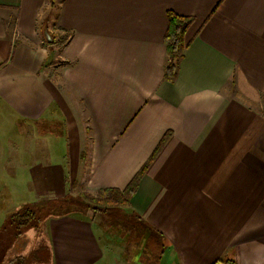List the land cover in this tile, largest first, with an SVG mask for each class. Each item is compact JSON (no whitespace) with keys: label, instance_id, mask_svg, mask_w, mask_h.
<instances>
[{"label":"crops","instance_id":"1","mask_svg":"<svg viewBox=\"0 0 264 264\" xmlns=\"http://www.w3.org/2000/svg\"><path fill=\"white\" fill-rule=\"evenodd\" d=\"M168 10L195 19L174 82ZM50 32L70 40L52 45ZM263 94L264 0H0V161L21 168L0 180V199L24 185L37 200L76 184L123 189L172 131L127 207L138 244L151 241L165 264H264V113L249 104ZM35 201L1 210L0 234ZM41 225L43 264H108L117 245L82 214Z\"/></svg>","mask_w":264,"mask_h":264},{"label":"rangeland","instance_id":"2","mask_svg":"<svg viewBox=\"0 0 264 264\" xmlns=\"http://www.w3.org/2000/svg\"><path fill=\"white\" fill-rule=\"evenodd\" d=\"M54 33V32H52ZM56 34V33H55ZM58 34V33H57ZM57 47H61L60 44H57ZM63 64V63H62ZM234 82V83H233ZM231 83L235 84V81L233 80ZM235 88V87H234ZM232 88L233 90H235ZM233 93H236L233 91ZM243 99V98H242ZM244 100V99H243ZM250 105L254 106L256 109L257 107L264 113V94L261 95V100L258 103H250ZM258 105V106H257ZM260 105V106H259ZM261 107V108H260ZM50 128V134L53 135L52 137H60L61 133L60 131L64 130V118L58 115L55 119L52 125L49 126ZM2 148V145H0ZM53 147V157H57L58 154H62L64 151L63 144L54 145ZM4 150V148L2 149ZM12 158V156H11ZM18 165V170H21L20 168V161H0V180L2 179L4 182H7V174L6 172L9 171V169H13V171L16 172V168ZM10 173V171L8 172ZM25 176L22 175V172L19 171V178L17 180V184L22 185L21 183L25 182ZM42 185V184H41ZM79 185H74L73 191H72V201L71 202H77L81 204V207H72L69 208L66 205H60L59 203H53L50 204V206L54 207L55 209L52 210V208L45 209L46 211H43L42 217L39 219L38 224L36 227H31L26 229L19 237L15 236L14 229L9 225V223L5 224L4 229L2 231V236L0 234V264H7L10 261L13 260L16 261L18 258L25 257L26 264H43L46 263V261L49 259V254L47 250V242L42 237V222L44 218H47L49 216H53L57 214V208H63L62 211L67 212L72 210V213L74 214H82V216H89L93 217L96 222L99 225L106 227V234L107 240L111 243H116L117 245H113L112 254L110 255V259L108 261V264H165L166 260L165 258H159V255H153L156 251H152L154 248L151 241H147L146 239H143L141 244H138L139 236L141 235V229L143 226L140 224V218L137 217V215H129V210L127 207H118V208H110L111 206H106L105 204H99L97 202H94L93 200L84 199V195H92L93 198L98 197V192L90 191L86 188H82ZM24 189H19V192H16V195L20 197V200L15 195L13 199L9 200L7 196L10 195L7 194L6 191H4L5 195L4 197L0 199V211H5L6 207L8 210H11L12 212L18 209V207L21 206V202L26 201H37L36 197L30 196L29 188L24 185ZM81 189V190H80ZM24 198H21V197ZM46 195H41V197ZM40 197V198H41ZM53 198V197H52ZM39 199V197H38ZM19 204H15L17 203ZM6 212V211H5ZM50 212V213H49ZM48 213V214H47ZM2 215H0L1 218ZM4 221L1 220V222ZM37 223V222H36ZM129 228H128V227ZM104 229V228H103ZM105 231V229H104ZM132 233V236L129 234ZM127 235V237H126ZM144 235V234H143ZM145 238V236H144ZM40 244H43L44 248H41L38 250V246ZM141 245L140 248H138ZM166 249L164 248V251ZM135 252H140L141 255H143V259L146 263H142L141 261H138L137 258H134ZM111 253V252H110ZM145 253V254H144ZM164 257V256H163ZM177 258V257H176ZM178 259H170V262L168 264H178Z\"/></svg>","mask_w":264,"mask_h":264},{"label":"trees","instance_id":"3","mask_svg":"<svg viewBox=\"0 0 264 264\" xmlns=\"http://www.w3.org/2000/svg\"><path fill=\"white\" fill-rule=\"evenodd\" d=\"M57 1L58 0H51L52 8L56 6ZM167 19L168 26L164 37L167 51V61L164 68V80L174 82L178 75V61L182 57L183 49L186 46L185 33L186 30L190 27V25H192L195 19L193 16H183L173 10H168ZM48 22L49 16H47L42 23L43 30L47 29ZM55 33L56 32H50L52 37V41L50 42V44H60L62 46H65L69 42L70 37L68 34L59 35ZM172 135V131H167L164 134L160 142L157 144V146L151 153L150 157L138 170V172L133 176V178L130 180V182L125 188H103L97 191L99 194L97 198H93L92 195H84L83 198L85 200L90 198L91 200L99 204L111 206L110 208H118L124 206L128 207L130 205L132 197L138 190L142 177L144 176L152 162L155 160V158L158 156V154L162 151L166 143L170 140ZM71 198L72 195L67 194L62 198H42L35 202L26 204L19 211L9 216L7 224L9 223V225L14 229L15 236L19 237L26 229L36 227L39 219L42 217L43 211H46V208H52V210L55 209L54 207L50 206V204L59 203L60 205H66L69 208H80L81 204L77 203L76 201L71 202ZM69 199H71V201H69ZM62 209L63 208H57L56 210L58 212L56 215H64L72 212V210H67V212H65L62 211ZM41 248H44L43 244H40L38 246V250ZM26 259L27 258L25 257H21L18 258L16 261L13 262L12 260L7 264H26Z\"/></svg>","mask_w":264,"mask_h":264},{"label":"water","instance_id":"4","mask_svg":"<svg viewBox=\"0 0 264 264\" xmlns=\"http://www.w3.org/2000/svg\"><path fill=\"white\" fill-rule=\"evenodd\" d=\"M46 34L48 35L49 40H52V37L48 33H46Z\"/></svg>","mask_w":264,"mask_h":264}]
</instances>
